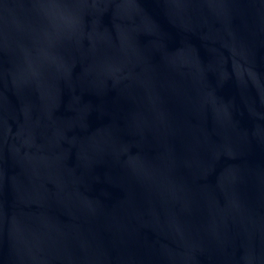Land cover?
<instances>
[{"label":"water","instance_id":"water-1","mask_svg":"<svg viewBox=\"0 0 264 264\" xmlns=\"http://www.w3.org/2000/svg\"><path fill=\"white\" fill-rule=\"evenodd\" d=\"M0 264H264V0H0Z\"/></svg>","mask_w":264,"mask_h":264}]
</instances>
